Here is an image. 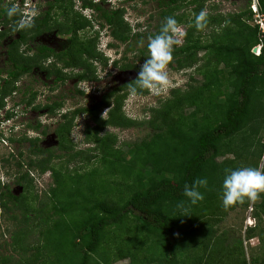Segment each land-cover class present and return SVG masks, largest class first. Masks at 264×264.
Wrapping results in <instances>:
<instances>
[{"label":"trees","instance_id":"obj_1","mask_svg":"<svg viewBox=\"0 0 264 264\" xmlns=\"http://www.w3.org/2000/svg\"><path fill=\"white\" fill-rule=\"evenodd\" d=\"M257 1L264 14V0ZM82 2V7L98 12L115 40L128 42L125 52L138 51L139 63L147 58L149 36L159 31L165 17L174 16L178 23L187 21L174 15V6L164 9L163 6L176 3V0H167L157 12L159 20L152 32L129 34L130 28L123 18L122 9L103 8L93 0ZM52 10L60 12L63 21L54 18ZM39 13L35 27L30 31L17 32L8 44L10 66L0 86V102L4 95L12 94L15 89L13 83L17 79L29 73L38 61L50 57L54 59L50 62L53 69L50 64L41 66L42 61L37 66L48 78L54 74L58 81L66 79L60 69L54 70L55 61L61 62L63 68L82 66V71L76 75L79 81L89 79L93 73L94 69L83 54L96 57L95 45L92 40L79 41L75 34V29L89 22L74 9L73 0H50L47 8ZM251 16L248 8L226 18L221 15L218 21L209 17V21L218 22L223 28L220 34L212 36L213 42L207 43H202L195 34L194 19L188 23L187 35L175 48L174 59L169 66L174 70L193 66L200 50L214 59V63L206 60L199 71L202 79L196 84L190 83L185 89L171 88V95L152 109V116L139 122L149 125L152 131L131 143L125 152L118 146L114 147L117 142L114 132L97 138L102 146L101 153H104L101 157L104 163H109L110 170L106 174L115 176L112 181L108 178L96 182L93 177L95 171L89 174L74 170L75 173L65 176L61 171L55 172L49 164L56 157L55 153L50 148H40L36 141L38 138L29 140L33 144L31 153L36 157L29 159L28 167L41 172L50 170L55 178L49 195L52 214L38 231L34 246L20 245L26 252L32 251L30 257H23L24 262L16 261L14 264H90L91 261L113 264L127 255L132 257L128 264H187L188 259L197 261L196 264H206L212 238L209 234L212 236L214 233V222H219L237 207L248 205L246 202L227 210L223 208L220 188L224 169L240 166L258 168L259 161L264 160V35L257 26L246 23ZM225 20L229 21L227 26H224ZM9 23L13 21L0 14V26ZM11 28L12 25L10 29L0 30V44L10 35ZM50 30L62 35L72 33L62 50L58 52L40 45L33 55H17L21 43L31 42L34 37ZM260 40L263 46L260 55L256 56L251 53V48ZM113 63L116 66L118 60ZM136 63L125 62L118 67L136 71L139 70ZM219 63L222 67L218 66ZM117 89L92 107L75 109L72 113L88 112L97 127L111 124L130 127L134 122L118 114L126 92L118 95ZM36 94L31 92L26 103L31 104ZM113 95L116 96L110 117L98 121V112L109 104L108 98ZM58 105V102L46 103L44 108L52 113ZM67 115L62 113L60 116L66 119ZM69 126L67 120L57 131L60 141L65 140L64 133L68 132ZM16 165L20 167L21 164L17 162ZM26 176L27 171L19 176L18 182L21 183ZM198 178L208 180L207 190L201 189L205 192V199L192 206L191 215L176 216L177 202L185 199L183 186ZM120 185L128 189L121 193L130 196L123 202L121 196L116 200L108 198L111 192L113 197L115 187ZM0 191L1 208H9V200L14 207H20L23 194L14 195L7 185ZM253 216L258 225L246 228V232L250 235L255 233L254 236L264 244V224L261 225L264 222V196L255 205ZM152 235L156 237L155 247L153 253H148L145 245ZM199 252L201 256L192 254ZM209 256L211 259V254ZM262 261L264 263L263 258ZM9 263L10 260L4 257L0 264ZM243 264H247L245 260Z\"/></svg>","mask_w":264,"mask_h":264},{"label":"rangeland","instance_id":"obj_2","mask_svg":"<svg viewBox=\"0 0 264 264\" xmlns=\"http://www.w3.org/2000/svg\"><path fill=\"white\" fill-rule=\"evenodd\" d=\"M49 1L14 0L21 5L24 12L30 11L31 8H36L42 12L47 8ZM251 1L176 0L173 5L163 7L169 9L174 6V15L182 16L183 20H187L183 21L186 23H178V31L186 32L188 23L194 19V14L202 9H206L209 17L218 21L221 15L226 18L228 15L238 14L246 10ZM7 2L8 0H0V6ZM73 2L74 9L83 18H87L89 22L86 26L75 29V34L79 41L92 40L95 45L96 57L83 54V57L87 58L91 64L92 70L94 69L93 73H90L93 77L90 76L89 79L79 81L76 75L82 71V66V68L80 66L63 68L61 62L55 61L54 70L60 69V72L66 75V79L58 81L54 74L45 79L43 70L37 67L41 60L37 62L34 70L22 75L13 83L14 92L12 91L10 95H4L2 102H0V136L3 137L0 138V190H3L4 186L7 185L14 195L23 194L24 196L20 201V207H14L10 200L8 202L9 208L0 207V263L4 257L10 260L9 264H14L16 261L24 262L23 257L26 259L28 256L30 257L32 251L26 252L25 247H20V245L34 246L38 231L44 227L45 220L52 214L49 195L50 188L55 185V178H53L50 170L41 172L28 167L29 159L36 157L31 153L33 144L29 140L38 138L36 141L40 148H50V151L55 153L56 157L49 163L52 168H55V172L61 171L65 176L69 173H75L74 170L87 171L89 174L95 171L93 177L96 182L101 179L108 180V178H111L112 181L115 176L106 174L110 170L108 168L109 163H104L101 157L104 153H101L102 146L97 138L107 134L112 135L114 132L117 137L114 147L118 146L120 150L125 152L131 143L139 141L152 131L149 125L139 122L148 120L152 116V109L157 108L161 101L171 95V88L177 86V88L185 89L190 83L196 84L202 79V73L199 74V71L207 63L206 60L210 59L214 63V59L206 55L205 51L200 50L196 55L197 62L193 66L181 70H174L169 66L171 87L165 95L157 97L144 91L132 96L130 86L135 83L138 70L133 71L134 69H131L132 71L128 72L121 70L118 66L130 61H137L136 64L140 66L142 63H139L138 51L125 52L124 49L128 42L120 43V41L115 40L110 33V27L104 24L97 11L89 7H82V0H73ZM165 2L167 0H99L98 3L103 8L122 9L123 18L130 28L129 34L136 32L148 34L155 29L159 20L157 12ZM194 5L197 6L194 7ZM51 14L54 18L63 21V15L57 10L56 12L52 10ZM248 22L253 24V20ZM11 25L13 23L0 26V30L10 29ZM222 28L221 24L213 23L210 20L204 31H196L195 34L199 36L202 43L213 42L212 36L220 34ZM71 35L72 33L57 34V31L51 30L44 32L34 37L31 42L21 43L17 55H33L35 47L39 43L59 52L68 44L67 38ZM15 37L16 33L8 35L0 44V68H8V61L6 60L7 42ZM184 37L178 34L176 36L181 43H183ZM117 60L118 63L114 66L113 62ZM51 61L54 62V59ZM40 65L48 66L47 60H43ZM218 66L222 67V64L219 63ZM50 68L53 69L52 65ZM137 68L139 69V67ZM0 83H2L1 79ZM116 88H118L116 90L118 95H123L124 91L126 92L121 112L118 114L134 122L130 127L113 126L112 124L97 127V123L93 121L92 117H89L88 112L72 113V110L75 109L92 107L103 96ZM31 92L37 94L32 103L28 104L26 101L30 98ZM115 96L108 98L109 104L104 105L98 112L96 116L98 121L110 117ZM53 102H58L59 105L50 113L44 108V105L46 103L53 104ZM7 108L13 109L6 111ZM62 113H67L68 117L62 118L60 116ZM9 117V120H4ZM67 120L70 126L68 132L64 133L66 135L65 140L60 141L57 131ZM37 124L38 128H35ZM15 126L16 128H14ZM42 137L43 139H41ZM19 153L21 154L19 155ZM17 162H20V167L16 165ZM258 168H264L263 159L259 161ZM26 171L28 176L19 183V176ZM90 171L92 172L90 173ZM66 182H70L69 179H66ZM127 190L126 186H116L113 197L111 192L108 198L116 200L118 196H121V202H123L130 194L121 192ZM112 199L108 201L112 202ZM257 202H248L246 207L239 206L226 214L219 222H214V233L212 236L209 234L212 241H209L210 247L206 255V264H243L244 260L247 264L249 262L250 264H264L262 261V258L264 259V244L258 237L254 236L255 233L250 235L246 232V228L258 225L257 219L253 216ZM52 218H56V216L52 215ZM263 224L264 222L261 225L263 226ZM155 240L156 237L152 235L146 242L145 247L148 253H153ZM216 245L217 248L214 247ZM192 254L194 256L202 255L201 252ZM210 254L211 259H209ZM131 260L132 257L127 255L113 264H128ZM196 262L188 259L187 264H196ZM90 264H95V262L91 261Z\"/></svg>","mask_w":264,"mask_h":264},{"label":"clouds","instance_id":"obj_3","mask_svg":"<svg viewBox=\"0 0 264 264\" xmlns=\"http://www.w3.org/2000/svg\"><path fill=\"white\" fill-rule=\"evenodd\" d=\"M93 1L99 2V0ZM248 8L251 10L252 16L246 20V23L257 26L264 35V31L260 25V21H262L264 26V14L259 8L258 1L252 0L248 3L246 9ZM0 14L13 21L10 35L32 30L35 27L36 19L40 15L39 10L36 8H31L27 12L22 11L21 5L18 2H14V0H8L7 3L0 7ZM249 20H253V24H250ZM228 23L229 21L225 20L224 26H227ZM208 24L209 13L206 9H202L194 14V27L197 31H204L208 27ZM178 30L179 25L176 18L174 16H167L159 31L149 36L147 58L140 64L135 83L130 86V94L132 96H136L138 92L146 91L152 96L159 97L168 92L171 87L169 65L174 59L173 53L175 48L181 45V41L176 36L177 34L179 36L187 35L186 32ZM262 46L263 42L260 40L259 43L251 48V53L259 56ZM50 58L48 59V63L51 62L52 58ZM3 78V76H0L1 80ZM6 111H9V109ZM4 120H8V118ZM0 138L3 137L0 136ZM207 187V178H198L191 184L185 183L183 186V196L185 199L177 202L175 206L177 210L176 216L191 215L190 210L192 206L197 205L205 199V192L201 191V189L207 190ZM262 196H264V169L252 166L224 169L220 188V199L223 208L227 210L246 202L255 203Z\"/></svg>","mask_w":264,"mask_h":264},{"label":"flooded vegetation","instance_id":"obj_4","mask_svg":"<svg viewBox=\"0 0 264 264\" xmlns=\"http://www.w3.org/2000/svg\"><path fill=\"white\" fill-rule=\"evenodd\" d=\"M12 40H9L8 42H7V48H6V60L8 61L9 59H8V56H7V51H8V44L11 42ZM40 45H43V44H38L36 47H35V51L34 52H36L37 51V48L40 46ZM1 46V45H0ZM46 46V45H45ZM47 47H49V46H47ZM49 48H51V47H49ZM52 49V48H51ZM49 62V60L47 59V65H49L50 63H48ZM9 66H10V61H8V68H9ZM34 68L35 67H32V69L31 70H34ZM6 70H7V67L6 68H0V76L2 77H4L3 79H2V83L1 84H3L4 83V79H5V77H6V75H7V72H6ZM3 72H6V73H3ZM44 72V71H43ZM24 75V74H23ZM44 76H45V79H48V77L45 75V72H44ZM52 76V75H51ZM50 76V77H51ZM14 92V91H13ZM7 109H9V110H12L11 108H7ZM10 118H8V120H9Z\"/></svg>","mask_w":264,"mask_h":264},{"label":"built area","instance_id":"obj_5","mask_svg":"<svg viewBox=\"0 0 264 264\" xmlns=\"http://www.w3.org/2000/svg\"><path fill=\"white\" fill-rule=\"evenodd\" d=\"M260 25L262 26V29H263V31H264V26H263V24H262V21H260Z\"/></svg>","mask_w":264,"mask_h":264},{"label":"water","instance_id":"obj_6","mask_svg":"<svg viewBox=\"0 0 264 264\" xmlns=\"http://www.w3.org/2000/svg\"><path fill=\"white\" fill-rule=\"evenodd\" d=\"M132 70L128 71V72H131Z\"/></svg>","mask_w":264,"mask_h":264}]
</instances>
